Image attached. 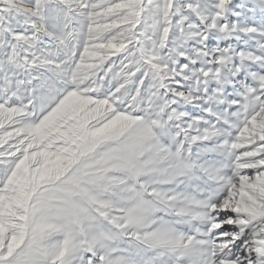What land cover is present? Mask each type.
Instances as JSON below:
<instances>
[{"label":"snow or ice","instance_id":"obj_1","mask_svg":"<svg viewBox=\"0 0 264 264\" xmlns=\"http://www.w3.org/2000/svg\"><path fill=\"white\" fill-rule=\"evenodd\" d=\"M0 264H264V0H0Z\"/></svg>","mask_w":264,"mask_h":264}]
</instances>
